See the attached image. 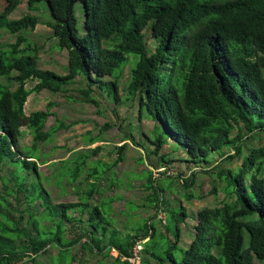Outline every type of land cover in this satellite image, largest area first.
Here are the masks:
<instances>
[{
	"label": "trees",
	"instance_id": "1",
	"mask_svg": "<svg viewBox=\"0 0 264 264\" xmlns=\"http://www.w3.org/2000/svg\"><path fill=\"white\" fill-rule=\"evenodd\" d=\"M4 2L1 31L15 35L35 30L37 16L8 19L20 0ZM41 2L46 3L51 17L45 23L52 30L51 37L60 50L67 52L68 73L40 69L36 50L21 47L26 39L20 35L13 44L4 47L0 43V79L16 84L11 90L0 83V166L8 164L12 177L9 186L3 185L6 197L0 194V207L6 211L2 214L0 210V264L18 259L33 263L51 246L58 248L56 259H64L79 244L82 249L100 253L105 249L103 256L114 249L118 255L113 264H129L135 241L139 237L143 241L149 234L140 251V264L151 260L158 264L264 261V145L251 149L235 172H219L227 183L225 197L232 200L198 212V233L187 248L179 245L178 224L184 210L169 215L172 226L167 225L166 230L174 241L159 252L158 247H149L151 238L156 237L155 227L145 226L139 230L141 234L121 235L111 228L105 211L108 203H89L97 192L98 169H90L88 175L95 181L74 203L53 204L41 183L36 179L26 182L40 176L35 161L37 144L48 142L63 127L59 123L45 131L52 115L51 104L26 118L31 147L18 142L24 104L30 94L62 92L82 75L87 83L80 90L85 102L95 103L91 93L96 85L118 103L120 72L113 80L104 79L121 71L130 62L129 55H134L136 62L125 90L132 98L139 96L138 118L142 119L144 111L160 131L150 140L152 154L158 155L169 138L185 150L187 163H207L210 153L224 147L240 155L246 137L264 134V0H27V9L36 11ZM76 3L83 8V36L76 28ZM145 29L158 41L151 55L146 48ZM29 81L35 84L27 89ZM160 159L166 161L164 155ZM122 160L121 153L115 164ZM70 163L72 167L63 166L60 178L74 182L86 162L84 156H78ZM14 195L18 221L9 215L7 197ZM147 200L158 208L156 194ZM76 212L77 218L73 216ZM85 214L88 216L83 220ZM212 220L221 223L223 233L209 252L201 233ZM66 227L74 232L70 239H65ZM123 257L126 260L122 261Z\"/></svg>",
	"mask_w": 264,
	"mask_h": 264
},
{
	"label": "rangeland",
	"instance_id": "2",
	"mask_svg": "<svg viewBox=\"0 0 264 264\" xmlns=\"http://www.w3.org/2000/svg\"><path fill=\"white\" fill-rule=\"evenodd\" d=\"M4 6V0H0V13L3 12ZM74 10L78 34L83 36L85 31L82 4L76 3ZM28 14L39 19L35 30H23L15 35L0 30L1 45L5 47L15 43L16 37L20 35L26 39L21 47L28 46L36 50L40 69L66 75L67 52L59 49L57 40L51 37L52 30L45 24L51 21L46 3L41 2L37 5L36 11H29L27 0H20V4L10 13L8 19L15 20ZM144 35L147 52L151 55L158 47V41L151 37L149 29H145ZM129 61L121 71L116 70L111 77L104 79L113 80L120 72L118 103L96 85L92 87L91 93L95 103L85 102L80 90L85 89L87 83L82 75L67 85L62 92L51 93L43 90L28 96L24 104L25 116L21 122L22 135L18 141L20 146L31 147L32 143V136L26 128L27 116L34 111H44L48 104H51L52 115L46 122L45 131H50L59 123L63 127L55 131L48 142L37 144L35 161L38 163L40 176L30 177L26 182L36 179L41 183L53 204L74 203L86 190L87 185L95 181L88 175L90 169H98L99 179L95 181L97 192L89 203L92 206L100 205L102 202L108 203L105 211L112 222V229L121 235H134L137 232L141 234L139 230L151 225L156 229V237L151 238L149 247L156 246L159 249L157 250L162 252L167 249L169 242L174 241L171 233L166 230L167 225L172 226L169 215L183 209L185 216L178 224L179 245L187 248L198 233V212L205 208L219 207L224 202L232 200L225 197L227 183L219 172L226 173L228 170L235 172L242 158L251 149L264 145V134L246 137L241 143L243 150L240 155L235 154L233 148L224 147L220 151L210 153L207 163H187L188 156L185 150L169 138L158 155L152 154L154 146L150 140H154L160 131L155 130L157 124L148 118L144 111L142 119L138 118L139 96L132 98L126 94L129 72L135 65L136 57L129 55ZM0 83L8 85L11 90L16 88V84L8 83L3 78L0 79ZM34 84L35 82L29 81L26 88L30 89ZM120 148H123L122 152H119ZM121 153L123 160L115 164ZM162 155L167 162L160 159ZM78 156H84L86 162L79 178L74 182H69L65 177L60 178L63 166L72 167L71 159ZM9 171L11 172V168L8 164H5V167L0 166V194L4 196L3 185L9 186L12 182ZM153 194L158 196V208L154 206L155 203L147 200ZM2 198L3 196H0V199ZM16 199L15 195L7 197L11 212L9 215L14 221L19 219ZM0 210L2 214L6 213L1 207ZM73 216L77 218V212ZM87 216L85 214L82 219L86 220ZM65 231V239H70L74 235L67 227ZM222 233L223 226L218 220L209 222L201 233L207 241V251L213 249ZM149 236L151 237L149 234L143 241H139L141 238L139 237L134 246L136 248L140 246L142 250L143 243L150 239ZM58 252V248L51 246L33 263L26 259L23 264H65V261L67 264H113L118 255L116 250L111 249L108 256H103L105 249L100 253L96 250L82 249L80 244L69 250L70 258L67 255L64 259L57 260ZM142 256L143 254L139 253L140 260ZM149 264L158 263L151 260ZM254 264H264V261L255 259Z\"/></svg>",
	"mask_w": 264,
	"mask_h": 264
},
{
	"label": "built area",
	"instance_id": "3",
	"mask_svg": "<svg viewBox=\"0 0 264 264\" xmlns=\"http://www.w3.org/2000/svg\"><path fill=\"white\" fill-rule=\"evenodd\" d=\"M140 251H141L140 246H137V248L135 246H133L131 256L127 259L129 264H140V257H139ZM124 260H126V258L123 257L122 261H124ZM10 264H23V260L18 259V260L13 261Z\"/></svg>",
	"mask_w": 264,
	"mask_h": 264
}]
</instances>
